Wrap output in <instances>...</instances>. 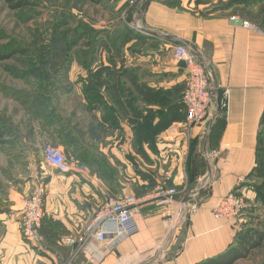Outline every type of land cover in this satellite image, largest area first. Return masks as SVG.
<instances>
[{
  "label": "crops",
  "instance_id": "obj_1",
  "mask_svg": "<svg viewBox=\"0 0 264 264\" xmlns=\"http://www.w3.org/2000/svg\"><path fill=\"white\" fill-rule=\"evenodd\" d=\"M107 1L152 32L138 29L146 37L134 46L136 51L126 48L134 41L124 47V65L133 67L141 81L163 87L180 83L186 68L174 59L173 46L183 44L197 53L216 80L212 117L186 125L182 112L158 130L154 150L133 138L129 121L119 119V127H107L97 147L116 169L112 182L88 166L65 175L44 162L49 169L39 240L29 243L23 238L15 201V209L0 212V264L61 263L68 254L61 239L81 234L105 200L127 194L137 199L138 231L108 237L104 245L91 240L72 264H194L223 252L246 222L242 216L215 218L212 209L229 191L245 188L255 165L264 111V33L232 23V18L242 19L238 15L211 11L195 0H151L140 13L143 0ZM101 57L105 59V52ZM145 74L156 79L144 80ZM76 93L80 103L85 102L80 91ZM80 110L60 106L63 116L84 118V129L100 116L96 110ZM137 142L143 153L137 151ZM165 188H174L169 201Z\"/></svg>",
  "mask_w": 264,
  "mask_h": 264
},
{
  "label": "trees",
  "instance_id": "obj_2",
  "mask_svg": "<svg viewBox=\"0 0 264 264\" xmlns=\"http://www.w3.org/2000/svg\"><path fill=\"white\" fill-rule=\"evenodd\" d=\"M3 1L13 10L36 4L34 0ZM85 1L94 4L102 2V0ZM250 1L253 3V0H233L232 2L249 4ZM247 13L234 12L233 14L239 15L243 20H245L243 16H247L250 20H262L264 26L263 15L257 18ZM128 20H130V16ZM61 22L63 23L62 26L64 23L66 24L65 20ZM126 24L122 21L115 23L114 26L117 28L113 31V25L112 27L97 29L87 22L79 21L75 28H67L61 32L60 39L64 40V46L67 50L82 45L86 50L90 48L94 53L88 62L87 60L81 62V65L86 69V76L83 80L82 78L77 80L78 82L81 81L80 93L85 102L73 108L74 111L81 109L88 112L92 110L100 112L98 120L94 117L86 129L79 121L75 120L74 113L69 117L60 113L61 100L55 93L59 87H52V79L56 76H51L52 65L49 64L48 70V62H43L42 66L36 68L37 82L31 83L34 91L21 95V99L26 97L28 101V105L23 104L24 111L28 115L26 116L27 120L24 116L18 122V124L25 125L24 136H38L40 141L52 142L62 146L61 148L68 157L73 156L86 164L107 183L112 182L117 173L116 169L97 151L98 144L103 141L102 138L106 134L107 127L118 128L119 119L125 118L131 124L133 138L147 142L149 148L154 150L153 142L158 130L173 118L180 117L184 113L183 100L179 92L180 83L166 87L148 84L138 78L133 67H125V44L134 41L135 43L126 47L127 50L134 52L136 51L134 46L146 37L140 31ZM67 33L73 34L71 38H66ZM109 33L112 34L107 36ZM104 34H106L105 38L103 37ZM86 50L81 51L79 49L78 52L82 56L87 53L88 50ZM102 52H105V61L101 59ZM12 57V52L9 53L0 49V61ZM94 62H96L95 66H93ZM262 124H264V111L260 118V125L262 126ZM6 127V123L0 119L1 146L5 145L7 141ZM17 132L18 129L15 127V133L10 134L13 140L15 138V141L20 143L22 136ZM260 133L259 130L257 144ZM136 149L143 153L138 142ZM257 149L258 146L256 145V153ZM254 168L255 165L248 175ZM18 181V178H15V184ZM3 211L6 209L1 210V212ZM263 242L264 219H259L254 226L240 228L234 240L223 252L194 264H234L237 259L247 257L253 249L260 247ZM256 264H264V258Z\"/></svg>",
  "mask_w": 264,
  "mask_h": 264
},
{
  "label": "rangeland",
  "instance_id": "obj_3",
  "mask_svg": "<svg viewBox=\"0 0 264 264\" xmlns=\"http://www.w3.org/2000/svg\"><path fill=\"white\" fill-rule=\"evenodd\" d=\"M34 1L35 5L13 10L0 0V49L13 53L12 58L0 61V119L7 126L6 144L0 145V212L6 209L4 213L15 209L17 206L15 201L30 193L37 178L46 181L48 173L45 171L49 168L43 161L42 147L44 144L58 146L52 142L40 141L38 136H24L25 125L18 124L19 120L28 116L23 107L24 103L25 106L28 105V101L26 97L21 99V95L34 91L31 83L37 82L36 68L42 66L43 62H48L49 70L51 64L50 74L56 76L52 77V87H59L55 93L62 101L60 106L61 104L62 107L79 106L81 103L76 92L80 91L81 85L76 83V80L81 74H86L81 62L84 60L88 62L94 53L90 48H87V51L82 45L67 50L64 40L60 39L61 32L67 28H75L79 21L87 22L97 29H104L120 21L127 23L129 17V15L122 16L121 11L113 10L107 0L96 4L85 0ZM232 1L195 0L197 4L204 5L203 8L211 11L221 10L225 14L248 12L247 14L257 18L264 16V0H253V3L250 1L249 4ZM243 17L264 33L262 20L255 21L247 16ZM62 20L66 21L63 26ZM136 20L131 21L130 17L126 25L138 30L140 25ZM116 28L117 26L112 27L113 31ZM110 34L112 33L107 36ZM72 35L70 33L66 38H71ZM105 36L106 34L103 35L104 38ZM79 49L86 50L87 53L81 56ZM181 71L184 74L183 68ZM142 78L147 81L156 79L155 75L149 74L142 75ZM185 81L184 79L179 85L181 99ZM83 120L84 118L77 121L84 124ZM15 127L18 129L17 133L22 136L20 143L15 141V138L13 140L10 134L15 133ZM260 132L255 168L246 177L245 188L240 190L247 204L239 215L246 220L245 225H239L241 229L254 226L257 220L264 219V124L260 127ZM85 166L87 167L86 164ZM15 178L19 180L16 184ZM262 258H264V242L260 247L253 249L247 257L236 260L234 264H256Z\"/></svg>",
  "mask_w": 264,
  "mask_h": 264
},
{
  "label": "built area",
  "instance_id": "obj_4",
  "mask_svg": "<svg viewBox=\"0 0 264 264\" xmlns=\"http://www.w3.org/2000/svg\"><path fill=\"white\" fill-rule=\"evenodd\" d=\"M245 27L263 33L253 23L243 20ZM140 30V28L138 27ZM173 56L178 62H182L186 68V81L182 96L186 125L207 122L213 113L215 93L211 82V74L206 63L199 58L197 53L183 44L173 46ZM229 93L224 90V95ZM225 100L223 101V103ZM44 162L60 174H75L86 170L85 164L73 157H68L59 146L44 144L42 148ZM165 200L172 199L174 188H165L163 191ZM46 196V185L44 181L37 178L28 195L18 200L20 210V227L23 238L29 242H38L39 228L44 216V205ZM137 199L132 195L122 197H110L98 208L97 212L87 223L83 232L77 236L64 237L61 242L68 248L67 258L59 264H72L78 253L87 247L91 240L104 244L108 237L121 238L130 236L137 232L135 221L137 212ZM247 204L241 192L231 190L225 194L212 209L215 218L239 217ZM183 208H186L184 206ZM195 211V207L190 208Z\"/></svg>",
  "mask_w": 264,
  "mask_h": 264
},
{
  "label": "water",
  "instance_id": "obj_5",
  "mask_svg": "<svg viewBox=\"0 0 264 264\" xmlns=\"http://www.w3.org/2000/svg\"><path fill=\"white\" fill-rule=\"evenodd\" d=\"M151 0H143V2L140 4L139 6V9H138V13H140L146 6L147 4L150 2ZM231 22H235L236 24H242L243 23V20L242 19H234L232 18L231 19ZM141 31H144L146 33H152L148 30H145L143 28H140ZM211 78H212V81H213V88H214V91H216V80H215V77L213 76V74H211ZM209 168V167H208ZM203 181H201L202 183ZM201 186V184H199V186L197 188H199ZM186 199V197L184 198V200ZM151 261V259H150ZM149 261H146V263H148ZM139 264H145V262H141Z\"/></svg>",
  "mask_w": 264,
  "mask_h": 264
},
{
  "label": "bare ground",
  "instance_id": "obj_6",
  "mask_svg": "<svg viewBox=\"0 0 264 264\" xmlns=\"http://www.w3.org/2000/svg\"><path fill=\"white\" fill-rule=\"evenodd\" d=\"M44 161V160H43ZM41 227V226H40ZM138 227V226H137ZM39 230H40V228H39ZM138 231V230H137ZM135 234V233H134ZM133 235V234H132ZM131 236V235H130ZM104 244H106V243H104ZM104 244H102V245H104ZM161 247H162V244H161Z\"/></svg>",
  "mask_w": 264,
  "mask_h": 264
}]
</instances>
